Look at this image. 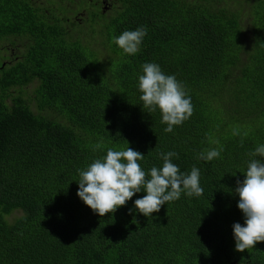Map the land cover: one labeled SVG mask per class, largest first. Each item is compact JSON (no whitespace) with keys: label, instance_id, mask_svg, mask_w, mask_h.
Returning <instances> with one entry per match:
<instances>
[{"label":"trees","instance_id":"obj_1","mask_svg":"<svg viewBox=\"0 0 264 264\" xmlns=\"http://www.w3.org/2000/svg\"><path fill=\"white\" fill-rule=\"evenodd\" d=\"M141 26L138 53L114 43ZM0 43V264H264V242L237 251L232 227L237 180L264 162L249 155L264 145V0H0ZM145 63L191 97L172 132L143 108ZM127 147L146 172L178 153L203 194L147 217L142 190L101 217L77 195L79 172Z\"/></svg>","mask_w":264,"mask_h":264},{"label":"clouds","instance_id":"obj_2","mask_svg":"<svg viewBox=\"0 0 264 264\" xmlns=\"http://www.w3.org/2000/svg\"><path fill=\"white\" fill-rule=\"evenodd\" d=\"M147 35V28L125 30L116 43L126 54L134 55ZM143 74L139 76L138 88L142 95L143 108L148 112L157 109L162 114L165 132H172L194 112L191 97L185 86L174 75H166L159 64L145 63ZM234 135L239 132L234 130ZM97 148L101 145H97ZM222 149H210L199 154V158L212 161L220 156ZM249 155L264 157V145L258 146ZM176 152L161 153L163 166H153L146 172L139 161L144 154L127 147L125 150L109 148L106 156L97 158L85 170H80L78 197L101 217L127 204L142 190L146 195L134 201L136 209L144 216H152L160 211L165 203L178 200L182 193L187 196H201L200 170L193 166L190 174L184 173L172 162L178 158ZM235 192L239 195L238 208L244 216V224H233L235 249L243 252L254 248L257 242H264V162L252 159L247 167L243 181L237 180Z\"/></svg>","mask_w":264,"mask_h":264},{"label":"rangeland","instance_id":"obj_3","mask_svg":"<svg viewBox=\"0 0 264 264\" xmlns=\"http://www.w3.org/2000/svg\"><path fill=\"white\" fill-rule=\"evenodd\" d=\"M3 45H4V43H0V48L2 49L3 48ZM2 62V58L0 57V63ZM3 63H5V62H3ZM31 90V85H29L28 87H27V91H30ZM26 93V92H25Z\"/></svg>","mask_w":264,"mask_h":264}]
</instances>
